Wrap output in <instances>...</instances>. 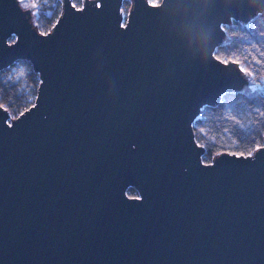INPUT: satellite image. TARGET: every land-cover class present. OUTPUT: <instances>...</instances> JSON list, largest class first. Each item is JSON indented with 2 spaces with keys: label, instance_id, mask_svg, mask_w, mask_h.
Wrapping results in <instances>:
<instances>
[{
  "label": "water",
  "instance_id": "1",
  "mask_svg": "<svg viewBox=\"0 0 264 264\" xmlns=\"http://www.w3.org/2000/svg\"><path fill=\"white\" fill-rule=\"evenodd\" d=\"M60 2L41 32L0 0V70L39 78L0 104V264H264V142L206 162L193 130L253 86L215 49L264 0Z\"/></svg>",
  "mask_w": 264,
  "mask_h": 264
},
{
  "label": "trees",
  "instance_id": "2",
  "mask_svg": "<svg viewBox=\"0 0 264 264\" xmlns=\"http://www.w3.org/2000/svg\"><path fill=\"white\" fill-rule=\"evenodd\" d=\"M34 1L39 7L34 24L45 32L60 13L61 2ZM72 2L81 4V0ZM225 31L229 39L216 47L215 55L239 61L252 74L253 86L223 94L216 105L204 106L194 120L195 138L204 146L202 159L206 162L223 151L251 153L264 142V10L245 24L233 21ZM38 82V74L28 60L14 61L0 70V104L14 116L33 103Z\"/></svg>",
  "mask_w": 264,
  "mask_h": 264
},
{
  "label": "snow or ice",
  "instance_id": "3",
  "mask_svg": "<svg viewBox=\"0 0 264 264\" xmlns=\"http://www.w3.org/2000/svg\"><path fill=\"white\" fill-rule=\"evenodd\" d=\"M222 62H224V63H227L228 61H222ZM236 63H239V61H235ZM242 71H246L245 69H241ZM248 75H251V73H247ZM248 155H251V153H248Z\"/></svg>",
  "mask_w": 264,
  "mask_h": 264
},
{
  "label": "built area",
  "instance_id": "4",
  "mask_svg": "<svg viewBox=\"0 0 264 264\" xmlns=\"http://www.w3.org/2000/svg\"><path fill=\"white\" fill-rule=\"evenodd\" d=\"M149 1L152 2V3L158 2V0H149Z\"/></svg>",
  "mask_w": 264,
  "mask_h": 264
}]
</instances>
